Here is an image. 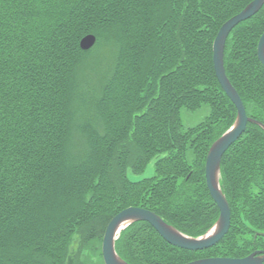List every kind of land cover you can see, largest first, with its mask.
Segmentation results:
<instances>
[{
    "label": "trees",
    "instance_id": "1",
    "mask_svg": "<svg viewBox=\"0 0 264 264\" xmlns=\"http://www.w3.org/2000/svg\"><path fill=\"white\" fill-rule=\"evenodd\" d=\"M252 1L0 0V264H67L77 235L79 253L101 252L110 221L129 207L191 237L216 224L206 161L238 111L214 42ZM88 34L97 43L85 51ZM263 34L264 7L225 49L227 75L262 123ZM204 106L208 115L185 127L182 110ZM154 161L153 176L130 178ZM221 186L232 220L220 243L187 250L140 221L117 240L120 256L186 264L264 250L263 127L249 123L225 153Z\"/></svg>",
    "mask_w": 264,
    "mask_h": 264
},
{
    "label": "water",
    "instance_id": "2",
    "mask_svg": "<svg viewBox=\"0 0 264 264\" xmlns=\"http://www.w3.org/2000/svg\"><path fill=\"white\" fill-rule=\"evenodd\" d=\"M263 7L264 0H253L244 10L222 26L214 42V66L217 77L238 111L235 123L213 143L206 161L207 184L213 199L220 209L219 220L206 234L199 237H191L166 222L163 217L152 210L142 207L126 208L113 217L106 229L102 244L105 264H130L120 256L116 243L122 232L135 222L145 221L150 223L170 244L191 251L213 247L220 243L229 233L232 213L230 203L221 186L222 160L230 147L246 132L249 123H256L263 128L264 123L248 115L241 95L227 75L225 49L228 38L234 28L241 22L251 19ZM96 43L97 36L88 34L82 38L80 46L87 51L93 48ZM258 56L264 65V34L259 42ZM261 234L264 235V232ZM186 264H264V250H256L250 255L241 258L207 257L190 261Z\"/></svg>",
    "mask_w": 264,
    "mask_h": 264
},
{
    "label": "rangeland",
    "instance_id": "3",
    "mask_svg": "<svg viewBox=\"0 0 264 264\" xmlns=\"http://www.w3.org/2000/svg\"><path fill=\"white\" fill-rule=\"evenodd\" d=\"M95 79H93L94 81ZM209 113V107L204 106L202 109L192 112L187 109L182 110V118L185 127L195 126L199 124ZM155 173V161L150 163L146 171L142 174H134L133 172H129V176L133 180H141L145 177L153 176ZM187 235V234H186ZM189 236V235H188ZM98 247V246H96ZM80 249V237L79 235L74 237V240L70 247V257L68 259L67 264H105L102 251L99 252L94 250V248H89L79 253ZM78 256H80L78 261Z\"/></svg>",
    "mask_w": 264,
    "mask_h": 264
},
{
    "label": "bare ground",
    "instance_id": "4",
    "mask_svg": "<svg viewBox=\"0 0 264 264\" xmlns=\"http://www.w3.org/2000/svg\"><path fill=\"white\" fill-rule=\"evenodd\" d=\"M164 219V218H163ZM165 220V219H164ZM166 221V220H165ZM167 222V221H166ZM170 224V223H169ZM172 225V224H171ZM174 226V225H173ZM175 227V226H174ZM178 229V228H177ZM179 230V229H178ZM180 231V230H179ZM182 232V231H181ZM241 258V257H240Z\"/></svg>",
    "mask_w": 264,
    "mask_h": 264
}]
</instances>
